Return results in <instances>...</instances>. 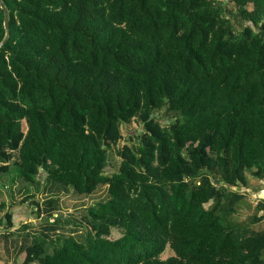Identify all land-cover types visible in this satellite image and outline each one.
Listing matches in <instances>:
<instances>
[{"label":"trees","instance_id":"16d2710c","mask_svg":"<svg viewBox=\"0 0 264 264\" xmlns=\"http://www.w3.org/2000/svg\"><path fill=\"white\" fill-rule=\"evenodd\" d=\"M2 1L0 264H264V0Z\"/></svg>","mask_w":264,"mask_h":264},{"label":"rangeland","instance_id":"374dc122","mask_svg":"<svg viewBox=\"0 0 264 264\" xmlns=\"http://www.w3.org/2000/svg\"><path fill=\"white\" fill-rule=\"evenodd\" d=\"M229 10H232V7H229ZM121 132H122L123 141L120 144H123V143H126V141L129 139V136L132 137L134 134H138L140 132V125L136 121H132V122L127 123V124H123L121 126ZM110 159H111L112 166L116 170L118 168V166H119V160L114 156L113 152L110 153ZM0 177L2 179V180H0V182H1L0 186L2 187L4 185H7L8 181H9V178H4L5 176L4 177L0 176ZM9 177H13V173H11L9 175ZM105 192H106L105 188L101 186L93 193L92 196L87 197V198H81L80 202H75L77 200V197L74 196L69 191V193H67V195H64L62 197V201L63 202H72V205L69 206V208H67V210H62L61 209L62 212H60V214L63 215V216L71 215V216H75L77 218L75 213L83 210V209H80V210L77 209L78 207H80V206L88 207L90 204L96 203V201L101 200L105 196ZM44 198L45 197L43 196L41 199H44ZM38 199H39V196H38ZM41 199H39V200H41ZM244 200H246V199H244ZM28 209H29V206H27V205H25V207L20 208L21 213H20V217L19 218L20 219H24V216H25V219H27L26 223H35V219H37V218H35V215L33 213L30 214ZM1 217H2V215H0V218ZM16 220H17V218H16ZM26 223L25 224L24 223L21 224L20 227L25 226ZM69 226H70V229H73V230L76 229V228H73L72 225H69ZM26 229H27V227L22 228V230H26ZM256 230H258L257 227H254V231H256ZM3 239H4V236L0 237V242H3ZM7 241L8 240H4V242H7ZM17 252H18V248H16V252L13 253V258L16 261L15 264H24V261H23L24 260V255L22 257H19L17 255ZM170 255H172V252L170 250H166L164 252V254L162 255V258H167ZM4 258H6V257H4Z\"/></svg>","mask_w":264,"mask_h":264},{"label":"crops","instance_id":"0c3cea01","mask_svg":"<svg viewBox=\"0 0 264 264\" xmlns=\"http://www.w3.org/2000/svg\"><path fill=\"white\" fill-rule=\"evenodd\" d=\"M249 188H251L253 191L252 190L247 191L248 192L247 198H245L246 200L242 201L243 203H241L240 212L242 215L251 214L253 212L255 206H257L258 203H260V202L262 203V201H264V184L258 183L257 181H252L249 184ZM25 205H27V204H25ZM25 205L24 206H14L13 208L10 209L13 213V221L15 224L14 225L15 228H18L21 224L26 223L27 219H25L24 215H23L24 219L19 218L20 213H21L20 208L25 207ZM28 210L30 211L31 209L29 208ZM15 217L17 218V220ZM0 230H2L1 225H0ZM1 244H2V242H0V261H2L1 256L3 255V252H2L3 247Z\"/></svg>","mask_w":264,"mask_h":264},{"label":"water","instance_id":"95a60500","mask_svg":"<svg viewBox=\"0 0 264 264\" xmlns=\"http://www.w3.org/2000/svg\"><path fill=\"white\" fill-rule=\"evenodd\" d=\"M0 9L3 12V26H4V37L3 39L0 41V49L3 47V45L6 44V42L8 41L10 34H9V12L7 10V8L5 7L4 3L2 0H0Z\"/></svg>","mask_w":264,"mask_h":264}]
</instances>
